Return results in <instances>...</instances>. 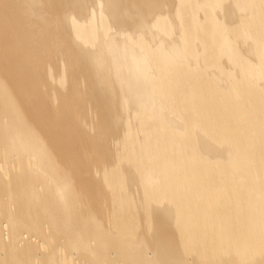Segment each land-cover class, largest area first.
Returning a JSON list of instances; mask_svg holds the SVG:
<instances>
[{
  "label": "bare ground",
  "instance_id": "bare-ground-1",
  "mask_svg": "<svg viewBox=\"0 0 264 264\" xmlns=\"http://www.w3.org/2000/svg\"><path fill=\"white\" fill-rule=\"evenodd\" d=\"M225 1L34 0L23 34L0 0V264H264V0Z\"/></svg>",
  "mask_w": 264,
  "mask_h": 264
},
{
  "label": "water",
  "instance_id": "water-1",
  "mask_svg": "<svg viewBox=\"0 0 264 264\" xmlns=\"http://www.w3.org/2000/svg\"><path fill=\"white\" fill-rule=\"evenodd\" d=\"M166 1L167 0H165V2ZM7 4H8V6L5 7V9L1 11V14L8 16L10 14L9 10L12 9L14 12L16 11L15 12L16 15H14V16L16 19L22 20V25L20 27V30L24 34V30H26L25 25H26V23L29 22L28 20L30 19L29 15H33L32 11L30 9V5L31 6L34 5V0H7ZM229 4H230V1L226 0L224 2L223 8L227 7ZM148 9L151 10L152 7H149ZM167 11H170L171 14H173V12H174L173 4H170L169 6H164L163 4H160V6L155 9V12H157V13H165L166 14ZM220 15H222V14H220ZM228 20L229 21L232 20L231 15L228 16ZM174 21H175V19H174ZM45 31L48 33L49 39H51V40L58 39L57 37H56V39L53 38V36H55V33H54L55 30H54L53 26H51V25L46 26ZM241 49L244 53L251 54V51L247 46H242ZM53 54H54L53 58L55 60L60 57L59 53L55 52ZM46 69H47V66H46ZM101 74L103 75V78H105V77L106 78H113L110 76V74L108 72H102ZM94 119L97 121L96 117ZM95 120H94V122H95ZM117 122H118V124H120V122L118 120H117Z\"/></svg>",
  "mask_w": 264,
  "mask_h": 264
}]
</instances>
